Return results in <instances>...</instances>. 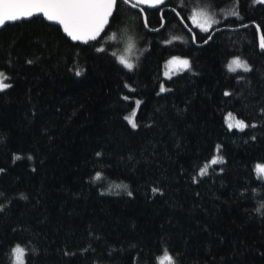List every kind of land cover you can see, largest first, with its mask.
<instances>
[{
  "label": "trees",
  "instance_id": "obj_1",
  "mask_svg": "<svg viewBox=\"0 0 264 264\" xmlns=\"http://www.w3.org/2000/svg\"><path fill=\"white\" fill-rule=\"evenodd\" d=\"M164 7L176 13L144 10L146 28L119 5L87 45L43 17L0 30L12 85L0 92V264H13L16 245L24 264H159L165 249L175 264H264V4ZM206 8L239 17L205 33L190 17ZM130 44L132 71L117 61ZM172 57L191 66L164 80ZM235 57L252 70L229 72ZM230 113L256 127L229 130ZM214 157L222 162L198 175Z\"/></svg>",
  "mask_w": 264,
  "mask_h": 264
},
{
  "label": "snow or ice",
  "instance_id": "obj_2",
  "mask_svg": "<svg viewBox=\"0 0 264 264\" xmlns=\"http://www.w3.org/2000/svg\"><path fill=\"white\" fill-rule=\"evenodd\" d=\"M166 0H136V3H131V0H0V28H3L6 23H14L17 21L31 19L36 14H42L43 18L49 22H54L62 26L64 33L73 42H82L85 45L89 44L90 41H96L98 36L104 32L105 27L109 25L110 18H113L114 12H118L119 5H129L131 7H137L138 4L145 3L150 4L153 7L157 5L165 4ZM182 2V0H181ZM258 3H264V0H255ZM175 11V9H173ZM179 16V13H177ZM229 15H236L239 17L238 10L232 12H226L223 14L224 18L227 19ZM163 20V15L161 16ZM191 22L202 32H209L213 25L221 24V20L216 18L215 12H209L205 9L199 11L193 10L191 13ZM183 22V18H181ZM144 26L149 27L147 19L144 20ZM163 26V25H161ZM187 26V25H186ZM241 27H247V25H241ZM152 31H158L159 29H149ZM216 31H220L219 28H216ZM115 39V36L112 37ZM179 37H172L171 40L167 41L168 44L173 43L176 40H179ZM193 42H196L195 35L192 37ZM212 39V36L209 35L208 38L204 41L207 43ZM132 45H129L131 49ZM260 47L264 50V36L261 37ZM97 52H104L105 49L98 47L95 49ZM113 56H116V53H112ZM117 61L128 71H132L135 65L130 62L125 56L121 55L117 57ZM31 63V61H29ZM171 65H182L185 69L190 68V62L187 59H180L179 57L171 58L165 65L169 67ZM227 70L229 72L235 73L237 70H242L244 72L251 71V67L247 61L242 60L239 57L233 58L227 65ZM82 74L81 69L75 71L76 76ZM164 75L167 78H171L168 72H165ZM9 79L3 72H0V92H3L5 89L10 88L11 84H6L4 81ZM125 87H129L125 85ZM130 91L131 89L129 87ZM166 89L162 85L160 87V92H165ZM225 96H229V92L224 93ZM125 100L128 99L127 96L124 97ZM137 107L139 106V101L136 102ZM136 113L132 112L131 117L126 116L125 119L128 120L131 127L136 128L137 124L134 122V117ZM231 117V113L229 114ZM233 127L243 131L248 127H256L255 124H247L243 120H237L235 124L229 123L228 128L231 130ZM219 146H217V151ZM99 155V154H98ZM16 159H20V156H16ZM30 158V157H29ZM222 159L219 157H214L210 160L208 164H205L200 170L198 175L204 176L208 174L209 168L211 165H216L221 163ZM256 170L264 175V165H256ZM2 171V169H0ZM94 179H100V174L97 173ZM195 180V177H194ZM116 188H125L127 185H115ZM159 191L157 188H153L152 192L155 194ZM128 195L131 196L132 192H128ZM264 207V206H262ZM2 210V209H0ZM25 255V249L20 245H16L12 249V256L14 257V264H23V257ZM159 259V264H175L173 257L165 249L162 258Z\"/></svg>",
  "mask_w": 264,
  "mask_h": 264
},
{
  "label": "rangeland",
  "instance_id": "obj_3",
  "mask_svg": "<svg viewBox=\"0 0 264 264\" xmlns=\"http://www.w3.org/2000/svg\"><path fill=\"white\" fill-rule=\"evenodd\" d=\"M255 3H257V4H264V3H258V2H255ZM205 10H207V11H209L210 13L211 12H215V11H210L208 8H206ZM216 13V18L217 19H220L221 21H222V18H224V16H223V12H215ZM192 23V22H191ZM192 26L193 27H195V28H197L194 24H192ZM215 25H213V27H214ZM212 27V28H213ZM197 29H199V28H197ZM200 30V29H199ZM129 54H131V49H129V48H126V49H124V52H121V55H123V56H125V58L126 59H128L130 62H132L131 61V58H127L128 57V55ZM121 55H118V56H121ZM173 58V57H172ZM180 59H187V60H189V62H190V66H191V60L190 59H188V58H184V57H179ZM171 59V58H170ZM170 59H168L167 61H166V63L170 60ZM166 63L164 64V68H163V78H164V80H168V79H170V78H167L165 75H164V73L165 72H168L169 73V76L172 78V77H174V76H176V75H178V74H180V73H182V72H184V71H186V70H188V69H185L182 65H171V66H169V67H165V65H166ZM238 71H241V72H244V71H242V70H237L236 72H238ZM1 72V71H0ZM6 84H9L8 82H7V80H5L4 81ZM164 87H165V83H163L162 84ZM8 89V88H7ZM7 89H5V90H7ZM165 89H166V87H165ZM4 90V91H5ZM137 101H139V100H136V102ZM135 102V108H134V110L133 111H135V113H137V110H138V108H139V106L137 107V103ZM140 103H139V105L141 104V101H139ZM132 111V112H133ZM132 112L128 115V117H131V114H132ZM134 119V122L136 123V121H135V117L133 118ZM237 120H240V119H238L235 115H233V114H231V117L229 116V114L227 115V117H226V124H227V126H228V124L229 123H232V124H235V122L237 121ZM128 121V120H127ZM129 123V122H128ZM232 129H236L235 127H233ZM25 256V255H24ZM23 259V258H22ZM24 262H25V258L23 259V264H24ZM13 264H14V262H13Z\"/></svg>",
  "mask_w": 264,
  "mask_h": 264
},
{
  "label": "water",
  "instance_id": "obj_4",
  "mask_svg": "<svg viewBox=\"0 0 264 264\" xmlns=\"http://www.w3.org/2000/svg\"><path fill=\"white\" fill-rule=\"evenodd\" d=\"M167 1H168V0H166L165 4L167 3ZM131 3H136V0H131ZM165 4L157 5L156 7H153V6H151L150 4H145V3L138 4L137 7H135V8H134V7H131V4H129L128 6L131 7V8H133V9L138 10L140 13H142V16L145 18L144 10H158V9H161L160 16H162L163 12L166 11V10L173 11L172 9L165 8V7H164ZM173 12L176 13L175 11H173ZM37 17H43V16H42V14H36V15L33 16V18H37ZM33 18H31V19H33ZM31 19H25V20H21V21H29V20H31ZM111 19H112V18H110L109 23H110ZM45 20H46V19H45ZM46 21H47V20H46ZM48 22H49V21H48ZM50 23L55 24V25H58V24H56V23H54V22H50ZM6 24H8V23H6ZM6 24H5V25H6ZM182 24H183V26L187 29V31H188L189 33L192 34L191 29H190L189 27H187L186 24H185L184 22H182ZM162 25H163V26H161V27L159 28L158 31H152V32H153V33H157V32H160L161 30H163V28H164V26H165L164 22L162 23ZM58 26L63 30L62 26H60V25H58ZM107 26H108V25H107ZM107 26H106V27H107ZM106 27H105V29H106ZM1 29H2V28H0V30H1ZM256 30H257V32H258V34H259V44H260V42H261V33H260V31H259L258 28H256ZM104 31H105V30H104ZM63 33H64V31H63ZM102 33H103V32H102ZM102 33L98 36V38L102 35ZM64 35H65L68 39H70V37H68L66 33H64ZM70 40H71V39H70ZM71 41H72V40H71ZM72 42H73V41H72ZM90 42H91V41H90ZM73 43H75V44H84V43H82V42H73ZM260 49H261V47H260ZM261 50H262V49H261Z\"/></svg>",
  "mask_w": 264,
  "mask_h": 264
}]
</instances>
